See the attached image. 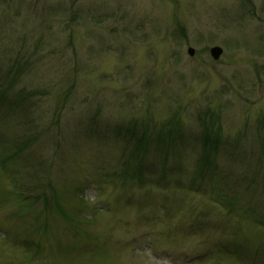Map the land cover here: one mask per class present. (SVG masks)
I'll return each mask as SVG.
<instances>
[{
  "label": "rangeland",
  "instance_id": "1",
  "mask_svg": "<svg viewBox=\"0 0 264 264\" xmlns=\"http://www.w3.org/2000/svg\"><path fill=\"white\" fill-rule=\"evenodd\" d=\"M263 223L264 0H0V264H264Z\"/></svg>",
  "mask_w": 264,
  "mask_h": 264
},
{
  "label": "trees",
  "instance_id": "2",
  "mask_svg": "<svg viewBox=\"0 0 264 264\" xmlns=\"http://www.w3.org/2000/svg\"><path fill=\"white\" fill-rule=\"evenodd\" d=\"M15 69H16V67H15ZM19 72H21L20 68H19ZM22 101H23V95L17 96L16 104L22 103ZM13 103H14V101H13ZM24 113H26V112H24ZM145 134H147V133H145ZM211 137L212 136L209 135V138H211ZM34 139L35 138H32V141ZM216 139H217L216 144H218V143L220 144L221 143L220 134L219 135H216ZM203 141H202V151L203 152L206 151V153L209 154L211 156V158H212L213 151H216V148L214 150L213 148L207 147L206 146L207 143H205L206 141L204 139H203ZM30 142H31V140H30ZM25 144L26 145L27 144L29 145V141H28V143H25ZM159 146L160 145H158V147ZM128 147H129V151L132 152L131 153V156L132 157H131L130 161L127 162V166L133 167L134 162L135 163L137 162V164H138V166H137V173L142 175L144 168L142 166L141 159H142V156H143L144 153H148L150 151V145H149V143H147V141H144V139H143V140H140L138 143H134V144H131L130 143V145ZM172 150H174V149H172ZM172 150H170V151H172ZM215 161H216V159H215L214 155H213L212 160H209V161H207L206 159L201 158V160L199 162V172H198L197 177L200 178V179H202L203 181H206L208 179L209 180H212V182L214 184L215 183V179H213L214 177H212V175H213V171H215L217 169V165H218V164H216ZM213 168H214V170H212ZM193 188L196 189V191L199 192V193H203V192L206 191V190H203L202 189V186H200V185L195 186V187L193 186ZM44 193H45L44 190L43 191H40V193H39L38 196H40L41 194H44ZM223 197H225V196H223ZM220 198H221V196H220ZM225 199L227 200V198H225ZM217 200H218V198H217ZM227 201H228V203L231 202L229 200H227ZM222 202H223V200H222ZM260 226L264 227V223L261 224Z\"/></svg>",
  "mask_w": 264,
  "mask_h": 264
},
{
  "label": "water",
  "instance_id": "3",
  "mask_svg": "<svg viewBox=\"0 0 264 264\" xmlns=\"http://www.w3.org/2000/svg\"><path fill=\"white\" fill-rule=\"evenodd\" d=\"M188 54H189L191 57H193L194 54H195V50L190 48V49L188 50ZM222 54H223V49L220 48V47H213V48H211V50H210V55H211V57H212V59H213L214 61H218V60L220 59V57L222 56Z\"/></svg>",
  "mask_w": 264,
  "mask_h": 264
}]
</instances>
